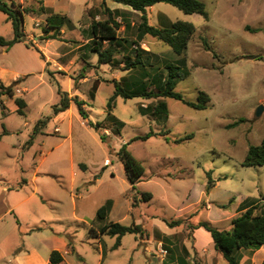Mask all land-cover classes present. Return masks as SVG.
<instances>
[{
  "label": "rangeland",
  "instance_id": "obj_1",
  "mask_svg": "<svg viewBox=\"0 0 264 264\" xmlns=\"http://www.w3.org/2000/svg\"><path fill=\"white\" fill-rule=\"evenodd\" d=\"M2 1L28 10L21 19L23 41L0 46V84L12 85L13 93L0 92V264L22 238L35 249L54 245L51 230L66 238L69 264H160L169 261L166 245L172 254L182 247L191 254L196 239L212 249L209 234L200 229L194 238L193 228L203 221L222 226L234 200L264 212V166L242 165L248 147L264 137V108L256 114L264 107V0H199L206 17L163 2L142 13L112 0ZM106 9L119 23L118 39L99 42L100 49L113 50L112 60L101 63L91 51L90 26L108 18ZM48 14L63 17L60 39H41ZM142 14L150 26L168 28L180 20L195 32L176 54L142 34ZM0 36H14L1 11ZM168 64L180 68L173 90L189 102L205 92L204 108L164 96H117L107 111L116 87L156 91ZM58 90L82 99L86 117L73 101L53 116ZM16 98L26 103L22 115ZM161 101L167 116L152 112ZM122 146L144 168L134 186L124 176ZM208 200L226 204L213 202L205 211ZM104 204L107 217L96 220ZM8 205L14 212L6 211ZM175 220L181 223L170 226ZM111 222L139 225L140 231L126 233L116 247L114 236L89 234ZM35 225L42 230L21 235Z\"/></svg>",
  "mask_w": 264,
  "mask_h": 264
},
{
  "label": "trees",
  "instance_id": "obj_2",
  "mask_svg": "<svg viewBox=\"0 0 264 264\" xmlns=\"http://www.w3.org/2000/svg\"><path fill=\"white\" fill-rule=\"evenodd\" d=\"M116 3H120L130 7L132 10L144 12L145 8L150 7L156 3H167L177 9L181 10L184 14H200L203 17H206L204 6L199 0H112ZM40 2L39 10L41 12L45 11V7ZM28 9H20L18 5L14 6V3L11 2L9 6L5 1L0 0V11L6 15V18L11 21L14 36L10 40H6L0 36V46L8 49L13 44L23 41V33L21 28V19L23 12ZM108 10V18L101 21L93 22L90 26L91 40L94 42L91 46V51L95 52L98 56V62L107 63L110 62L113 58V50L110 48L100 49L99 42H114L118 39L117 30L119 23L110 17V10ZM142 22L139 25L142 34H148L152 37H156L166 43L176 54H181L183 50L187 47L188 41L195 32V27L192 23L186 21L177 20L171 23V26L168 28H156L148 25L145 22V17L142 14ZM63 17L58 15L48 14L45 20L46 27L42 30L43 36L41 39H60V29ZM247 29H249L247 27ZM264 29V27H263ZM52 30V31H50ZM258 29H253L255 32ZM205 44V43H204ZM206 45V44H205ZM136 62H139V59H135ZM134 65L130 63L128 67ZM127 66V65H125ZM180 68L176 65L168 64L166 65V75L165 77L157 83L156 91H148L146 88L142 87L136 90L124 91L119 87H116L112 96L108 99L107 102V111H110L112 108V102L115 97L121 96L123 98H132L135 96H143L146 98L151 97H169L176 100H181L185 104L195 108L202 109L206 106L209 101V96L203 92H198V97L196 102H189L182 99L181 95L173 90L174 88V79L179 76ZM183 72L186 71L183 69ZM16 83V82H15ZM14 83V84H15ZM1 94H7L12 96V85L4 86L0 84ZM60 95L59 102L52 106V115H57L60 112L65 111L71 101H73L78 109V112L82 117H86L82 106L84 101L78 99L76 96L69 98L66 92H61L58 90ZM15 104L17 106V113L22 115L24 114V108L26 103L21 98L15 99ZM153 114H163L167 116L166 105L164 102H157L152 107ZM99 123H96L94 128L97 129ZM237 125V122H233L226 127L230 128ZM91 126V124H90ZM35 133V129L33 130ZM151 132H148L144 138H147ZM99 139L101 142L104 140V135L99 134ZM120 157L123 163V171L126 181L134 186L137 182L140 181V178L144 172L142 165L136 161L122 146L120 151ZM242 165L245 167H255V166H264V137L262 138L260 144L250 145L246 151ZM209 189V188H208ZM227 205H220V208H226ZM244 208V207H243ZM108 213V206L106 204L101 205L95 212L96 220H105ZM180 220L171 221L170 226L180 224ZM203 227L207 232H209L211 239L213 241L214 248L221 253L223 258L228 262V264H238V259L234 255V251L240 248H249L251 250L259 248L264 243V212L259 214L255 212L253 205H249L244 208L239 215L231 219V229L220 230L216 227H213L208 222H200L196 227ZM140 231L139 225L125 226L119 224L118 222H111L108 224H103L98 230L93 228L89 229V234L92 236L98 237L99 234H107L109 236H114L116 238V243L114 247L118 245L119 239L126 233H137ZM167 253L170 256V262L166 263L163 261L161 264H189L184 256L176 255L174 250L171 248H166ZM49 261L52 264L60 263L62 261L61 256L58 251H51L49 256ZM264 264V260L260 263Z\"/></svg>",
  "mask_w": 264,
  "mask_h": 264
},
{
  "label": "crops",
  "instance_id": "obj_3",
  "mask_svg": "<svg viewBox=\"0 0 264 264\" xmlns=\"http://www.w3.org/2000/svg\"><path fill=\"white\" fill-rule=\"evenodd\" d=\"M133 11H135V10H133ZM89 40H91V38ZM69 107H70V105H69ZM69 107L66 110H68ZM57 115H53V116L56 117ZM242 200L243 199L239 198L238 200H234L233 203L229 205V208H228L229 210L223 212V214H224L223 220L221 219L218 222V223H221L222 226H219L216 228H218L220 230H224V229L230 230L231 229L230 228L231 227V219L233 217L239 215L242 211H244V208L248 206V205L247 206L243 205ZM213 202L218 203V204H226L225 202H221V201H210V200H208L205 211L210 210L214 207V204H212ZM216 208H220V207H216ZM6 211L11 213V212H14V209L8 205ZM13 219H14V222L16 223V225L18 227H21L19 219L17 217L13 218ZM208 223H210V225H212L211 222H208ZM34 229L35 230H42V227L35 225L32 228H27V230L23 231L21 235L23 237L26 235H30L32 233V231H34ZM200 229H204V228L201 226L193 228V237H194L195 233L200 232L199 231ZM51 232H52V235L54 236V240H55L54 245L50 246L47 249H41V248L35 249L31 246L29 247L28 244H25L24 238H22V245L15 248L13 250V252L11 251L12 257H9L6 261V263L7 264H52L49 261V256H50L51 251L55 250V251L59 252V255L62 258V261H61L62 263L60 262V263H56V264H69V262L67 261V257H66L68 255L67 250H66V244L67 243L65 242L66 238L63 236L55 235L53 233V230H51ZM206 232H205V234H206ZM207 234H209V232H207ZM209 236H210V234H209ZM209 240L212 241L211 236H210ZM166 247L170 248V249L172 248L171 245H166ZM193 248H194L193 252L191 254H189V252L186 253L187 251H185L184 247H182L180 250L181 253L178 255L184 256V258L187 260V262L188 263L191 262V264H228V262L223 258L221 253L214 248L213 241H212V249H208V247H206V246L198 245L196 243V239H195ZM167 254L169 255V261H167L166 263H169L171 261L170 260L171 255L169 253H167ZM185 255H186V257H185ZM234 255L238 259V264H260L264 260V243L259 248L253 249V250H251L249 248L237 249L234 251ZM194 260L196 262H194ZM162 262L163 261H161V263Z\"/></svg>",
  "mask_w": 264,
  "mask_h": 264
},
{
  "label": "water",
  "instance_id": "obj_4",
  "mask_svg": "<svg viewBox=\"0 0 264 264\" xmlns=\"http://www.w3.org/2000/svg\"><path fill=\"white\" fill-rule=\"evenodd\" d=\"M257 56L256 55H254V56H251L250 58H256ZM263 105H259L258 107H257V110H256V114L257 115H259L260 114V112L263 110Z\"/></svg>",
  "mask_w": 264,
  "mask_h": 264
}]
</instances>
